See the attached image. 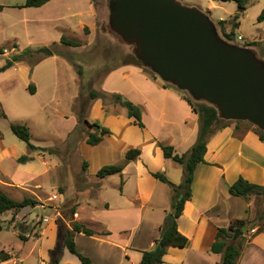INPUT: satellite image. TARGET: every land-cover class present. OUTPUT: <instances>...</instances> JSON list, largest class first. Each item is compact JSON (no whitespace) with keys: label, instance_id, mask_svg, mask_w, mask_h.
Segmentation results:
<instances>
[{"label":"crops","instance_id":"0c3cea01","mask_svg":"<svg viewBox=\"0 0 264 264\" xmlns=\"http://www.w3.org/2000/svg\"><path fill=\"white\" fill-rule=\"evenodd\" d=\"M25 1L0 0L6 5L0 10V44H6L2 46L5 50L13 49L16 53L27 48L34 49L39 60L34 65L18 61L0 72V120L10 117L7 113L9 108L18 115L17 105H24L22 99L30 101L31 112L28 114L40 110L47 112L45 108L51 99L49 96L56 95L61 81L64 89H69V95L76 100L81 92V74L68 53L86 49V43L95 41L98 36L97 8L91 0H49L40 6H21ZM226 31L229 32L228 29ZM63 36L81 44L72 46L63 43ZM40 47H49L53 54L37 52ZM1 55L8 57L9 54ZM30 83L36 87L35 93L30 92ZM99 83L100 90L119 93L141 107L145 126L138 125L139 129L134 130L132 137L134 147H140L142 152L136 159L125 163L123 174H119L122 180L120 192L113 193L101 187L108 176L98 177L97 171L123 157V152L116 150L117 139L113 130L105 136L106 143L104 139L94 145L101 148L99 152L106 160L93 170L97 177L89 178L90 182L98 185L95 195L94 191L83 190L82 196L76 198V217L73 220L87 223L85 225L94 229L95 234L77 232L75 242L78 250L90 256L95 264H140L143 251L154 246L160 227L171 209V186L153 176L152 172H163L176 184L185 177L184 166L173 158H167L160 142L173 145L179 154L189 152L199 135V115L179 89L153 78L133 61L119 62L93 82V86ZM93 89L97 90L95 86ZM98 100H93L92 105L97 102L101 107V99ZM60 108L61 100L56 104L55 111L60 112ZM120 108L123 111L121 105ZM89 119L93 121L94 118L89 115ZM21 122L27 123L26 120ZM77 124L78 119L75 127ZM2 138L3 130L0 128V140ZM103 144L108 145L100 147ZM91 145L86 140L77 145L87 162ZM4 149L5 153L0 150V166L10 154L8 147ZM127 150H124L125 154ZM20 156H14L19 164L29 162H19ZM155 159L160 161L156 168L152 166ZM39 176L42 175L33 174L29 179L17 180L11 173L1 172L0 181L7 186H19ZM241 176L264 185V140L245 122L239 125L233 122L216 130L208 140L205 162L199 163L195 170L193 195L178 218V228L189 238V243L185 247L169 246L164 256L165 264H221L223 253L212 252L211 246L218 229L230 226L237 219H244L247 223L237 264H264V218H256L257 202L263 196L232 195L229 187ZM3 188L6 192L10 187ZM96 197H100L98 204L93 202ZM84 209L93 211L94 219L90 222L81 216ZM253 224L252 229L256 231L249 235L248 227ZM78 235L94 240L92 252L81 248ZM61 263L79 264L80 259L64 248Z\"/></svg>","mask_w":264,"mask_h":264},{"label":"rangeland","instance_id":"374dc122","mask_svg":"<svg viewBox=\"0 0 264 264\" xmlns=\"http://www.w3.org/2000/svg\"><path fill=\"white\" fill-rule=\"evenodd\" d=\"M179 1L188 6H196L208 14L215 21L219 33L224 38L223 27L229 31L234 29L232 42L249 46L255 50L258 57L264 58V0L248 1L247 9L240 14L238 19V27H234L237 22L234 16L239 11V4L236 0ZM109 2L110 0H96L98 30L96 40L86 43L88 45L84 50L68 53L70 58L76 62L77 69L83 70L80 75L81 92L77 99L74 100L69 95L70 90L64 89V83L60 79L61 85L57 89L58 92L54 96H49L51 99L45 108L47 112L40 110L28 114L31 112L30 101L22 99L21 101L25 106L17 105L18 115L9 108L7 113L10 117L0 120V128L3 130V138L0 140L2 148L0 147V150L5 153L4 147L6 146L10 151L9 156H6L2 161L0 174L1 172H9L17 180L29 179L33 174L42 175L32 182L19 186H7L0 181V188L5 191L3 186L10 187L6 189V192L8 191L7 193L15 199L22 200L26 196H34L39 200L37 205H29L16 212L8 211L0 215L4 226L0 232V264H46L48 260H51V251L57 246H62L61 227H70L73 218L76 217L73 213L77 208L76 198L82 196L83 190L94 191L95 195L98 185L90 182V179L97 177L93 170L100 164L103 165L106 159L100 154L101 148L99 146L90 144L87 154L90 156L89 168H84L85 158L77 145L80 141H87L88 132L95 130L84 122L85 118H88L90 122L96 121L113 130L117 139L116 150L123 152V157L117 158L114 163H122L125 159L124 150L135 146L132 136L135 134L134 130H138L139 126L133 121V118L128 116L126 108L121 106L123 111L121 110L120 104L112 96V93L106 92L110 95L103 96V94L94 99L90 97V92L94 86L101 93L105 92V90H100L102 89L100 83L93 86V82L99 80L104 73H107L119 62L135 61L136 59L134 46L125 43L110 27ZM220 18L227 19V23L222 26L218 21ZM239 35L243 36V40L238 38ZM0 45L2 47L4 44ZM11 52V54L16 53L12 50ZM8 57L1 55L0 65H4ZM37 58L38 56H35L29 60L35 61ZM144 67L148 71H152L149 67ZM67 79L71 80V78ZM169 84V86L176 87L171 83ZM179 91L195 100L189 92L180 89ZM51 93L49 92V94ZM95 99L97 101L101 99V107L97 102L92 105V101ZM59 100H61L62 108H60V112H56L55 108ZM89 115L94 118L93 121L90 120L91 118L89 119ZM77 119L78 124L75 127ZM21 120H26L27 123L21 122ZM10 122L11 124L18 122L29 125L31 143L45 149H31L26 141L14 133L10 127ZM68 132L70 133L65 139ZM105 141L107 142L106 139ZM107 145L103 144L100 147ZM15 154H30L34 156V159L26 164H19L14 159ZM153 161L152 166L154 168L160 165L159 159ZM4 182L10 181L5 180ZM38 183H42L43 186ZM121 185L122 180L119 174L108 176L101 183L104 190L113 193H119ZM76 190L77 194L75 195ZM99 199L100 197H96L93 202L98 204ZM257 209L256 218L262 219L264 196L259 198ZM81 216L87 222L94 219L93 211L89 209L81 211ZM44 217H47L48 220L45 221ZM253 227L254 224L248 227L249 235H252ZM77 240L81 248L85 247L87 250L93 251L94 240L81 235H78ZM238 240L239 238L236 241ZM67 252L71 253L68 248ZM6 254H8V259L3 260Z\"/></svg>","mask_w":264,"mask_h":264},{"label":"water","instance_id":"95a60500","mask_svg":"<svg viewBox=\"0 0 264 264\" xmlns=\"http://www.w3.org/2000/svg\"><path fill=\"white\" fill-rule=\"evenodd\" d=\"M109 24L163 81L264 131V59L225 39L203 10L179 0H110ZM39 53L52 55L49 47ZM173 223L175 216H167ZM243 231L237 229L233 241Z\"/></svg>","mask_w":264,"mask_h":264},{"label":"trees","instance_id":"16d2710c","mask_svg":"<svg viewBox=\"0 0 264 264\" xmlns=\"http://www.w3.org/2000/svg\"><path fill=\"white\" fill-rule=\"evenodd\" d=\"M49 0H26L21 6H40L46 3ZM96 3V0H91ZM229 1V0H222ZM239 4V11L235 14L234 19L237 21L234 27H238V19L240 14L244 12L248 7L249 0H236ZM6 5L0 3V10L5 8ZM219 23L223 26L227 23L226 19H221ZM223 34L225 38L229 41H232V36L234 35V29L227 32L226 27H223ZM61 41L68 45L79 46L81 43L69 39L66 36H63ZM5 53V48L0 47V54ZM37 56L36 50L34 49H24L21 52L11 54L7 62L0 66V72L6 70L7 68L13 66L15 62L18 61H27L31 65H34L39 59L35 61H30L29 58ZM137 65L143 67L144 71L147 72L153 78H158L159 76L153 71H148L144 64L137 58L133 61ZM79 74L83 73L82 69H78ZM170 83V82H169ZM166 83V85H170ZM29 90L31 93H35L36 87L34 83L29 84ZM183 93V92H182ZM104 94V95H103ZM100 95L106 96L110 95L106 92L101 93L98 90L92 89L90 92V97L92 99L100 97ZM117 99V102L127 109V114L129 117L133 118L134 122L141 127L145 126V123L142 119V109L140 106L128 99H123V96L119 93H112ZM184 98L191 104L195 112L199 115V135L197 141L193 145L192 149L183 154H179L175 151L173 145L164 144L160 142V146L163 150L164 155L167 158H173L175 161L181 163L184 166L185 177L184 180L179 183H173L168 179V177L163 172H152L153 176L159 178L160 180L167 182L172 188L171 196V209L169 213H173L175 220L173 223H170L168 218L165 219L164 223L160 227V235L155 239L154 246L150 249L144 250L140 264H165L164 256L168 251L169 246H179L185 247L189 243V238L184 235L178 228V218L181 216L186 202L191 199L193 195V182L195 178V170L199 163L205 162V154L207 152L208 140L210 136L218 129H221L233 122H236L238 125L242 122H245L248 127H252L259 135L262 140H264V131L256 127L249 121L244 120H226L223 118L221 111L216 105L209 104L204 101H195L192 98L186 96L183 93ZM4 114V113H3ZM84 122L95 128L93 131L88 132L87 142L92 145L100 144L105 136L111 133V129L107 126L101 125L98 122H90L88 118L84 119ZM12 130L14 133L26 141L31 147V149H45L40 148L31 143V131L30 128L24 123H12ZM238 127V126H237ZM53 150V149H51ZM142 150L140 147H133L127 150L125 154V161L122 163H111L103 165L98 171L97 176L104 178L113 174H123L125 163L130 160H134L140 156ZM34 157L30 154L21 155L18 160L21 163L33 160ZM88 162L85 160L84 168L87 169ZM229 191L232 195L250 197L252 195H263L264 196V185L254 183L249 181L244 177H239L233 184L230 185ZM39 200L34 196H26L22 200L15 199L9 195L4 190L0 189V215L13 211L16 212L22 208L29 205H37ZM75 214V210L73 212ZM264 218V213L261 215ZM247 227L246 220L237 219L231 223L228 227H220L218 229L217 237L213 245L211 246V251L215 253H223V260L221 264H237L238 259L242 252L243 247V237L244 231ZM4 229L3 222L0 219V232ZM237 229L243 231L242 235L239 237L238 241H233V236ZM77 232H83L87 235H94L95 230L86 226L85 224L73 220L71 226L68 228L60 229V236L62 238V246L55 247L51 251V261L50 264H62L61 257L64 248H68L69 251L78 255L80 259L79 264H95L90 256L81 253L75 242V234ZM24 238V237H23ZM8 259V254L5 255L3 260ZM71 264V263H64Z\"/></svg>","mask_w":264,"mask_h":264},{"label":"built area","instance_id":"2783aa9c","mask_svg":"<svg viewBox=\"0 0 264 264\" xmlns=\"http://www.w3.org/2000/svg\"><path fill=\"white\" fill-rule=\"evenodd\" d=\"M238 38H239L240 40H243V36H242V35H239ZM12 50H13V49H12ZM10 52H11L10 50H7V49L5 50V53H7V54H9V55L12 53V52H11V53H10ZM41 206H44V205L41 204ZM44 220L46 221V220H48V218H47V217H44ZM252 231L254 232V231H256V229H252Z\"/></svg>","mask_w":264,"mask_h":264}]
</instances>
